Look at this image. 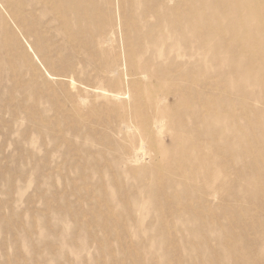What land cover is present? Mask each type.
I'll use <instances>...</instances> for the list:
<instances>
[{
  "label": "bare ground",
  "instance_id": "obj_1",
  "mask_svg": "<svg viewBox=\"0 0 264 264\" xmlns=\"http://www.w3.org/2000/svg\"><path fill=\"white\" fill-rule=\"evenodd\" d=\"M36 9L88 64L57 67ZM20 36L73 91L39 96ZM0 56V89L2 58L32 73H12L0 105L13 102V119L26 110L67 151L59 168L83 169L92 187L94 225L75 215L87 238L67 246L78 260L94 247L92 264H264V0H0Z\"/></svg>",
  "mask_w": 264,
  "mask_h": 264
},
{
  "label": "rangeland",
  "instance_id": "obj_2",
  "mask_svg": "<svg viewBox=\"0 0 264 264\" xmlns=\"http://www.w3.org/2000/svg\"><path fill=\"white\" fill-rule=\"evenodd\" d=\"M13 1L25 10L30 4V0ZM31 16L50 53L55 54L57 51L58 68L63 67V63L72 65L71 61L76 62L74 64L77 67L90 62L86 58H75L71 51L63 49L61 37L56 36L45 17L40 18L38 9L33 10ZM62 30L66 40L72 39L71 26ZM19 41L39 71V78L42 80L39 96L48 94L53 99L55 96L61 97L64 90L73 91L67 77L51 75L49 70L39 64L26 40L20 36ZM1 60L4 71L0 98L6 93L4 84L8 83L12 73L19 74L18 83L28 82V76L32 74L30 70L21 74L22 71L17 68L12 72L7 57ZM59 73H63V70ZM84 73L81 74L84 76ZM11 94L12 92L6 94V99L10 96L13 99L17 97L15 92ZM28 99L29 95H26V104ZM49 102L51 101L45 100L41 103L44 115L53 113ZM12 106L13 102L9 103L8 100L0 105V264H92L93 255H97L94 247L89 248V260L86 263L78 260L81 253L87 257L84 251L67 247L72 246L80 237L87 238L86 233L83 234L75 226V215L80 222L88 224L89 228L94 225L89 221L92 216L90 206L95 198L90 193L87 194L92 187L85 176H80L84 170L74 172L59 168L65 160L63 153L67 152L62 150L63 144L57 145L51 137L39 135L34 126L27 124L24 116L26 110L17 107V118L13 119L10 116ZM88 116L83 112L79 117L83 126L88 124ZM23 129L30 131V138H23ZM163 140L169 142L168 136H163ZM81 156L82 153L72 151L74 161L81 160ZM74 183L79 186V191L72 188ZM62 209L64 212L61 213ZM111 241L115 242L114 239Z\"/></svg>",
  "mask_w": 264,
  "mask_h": 264
}]
</instances>
